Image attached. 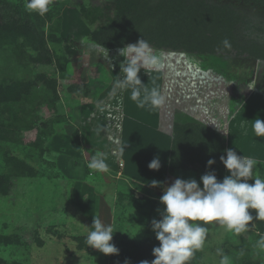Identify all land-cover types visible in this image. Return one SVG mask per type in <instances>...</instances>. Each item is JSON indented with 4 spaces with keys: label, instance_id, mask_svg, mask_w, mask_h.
<instances>
[{
    "label": "rangeland",
    "instance_id": "1",
    "mask_svg": "<svg viewBox=\"0 0 264 264\" xmlns=\"http://www.w3.org/2000/svg\"><path fill=\"white\" fill-rule=\"evenodd\" d=\"M206 1L212 4L230 5L239 13L241 19L236 25V34L242 43L257 41L264 45V5L247 0ZM53 3H58L59 15L44 26L48 34L50 31L51 33L54 31V35L59 38L50 45V52L53 53L57 62L55 60L53 64H35L32 58L36 52L33 51L34 49L29 45L24 35L18 34L13 40L8 39L6 43H0V83L22 81L31 85L28 90L29 94L22 97L21 100L0 102V125L6 124L7 129L10 130L7 135L11 137L10 140L2 141L0 145V175L9 176L13 186V189L8 193H0V258L8 263L18 261L21 264H113L110 255L88 247L85 243L88 232L92 230L89 220L92 221L93 217L98 215L96 212L100 211L101 196L113 210L111 218L108 209H104L108 221L102 219L105 225L107 223L112 225L114 232L116 231L113 234V243L118 239L117 237L121 238V236L135 240L154 239L156 241L151 221L159 219L158 209L163 210L165 207L159 202L161 195L155 197L144 194L147 199L152 201L137 203V198H135L137 196L132 195L131 192L134 191L133 189L130 190V188L115 182L116 176H123V173L117 172L116 169L110 170L112 174L117 172L115 176L109 175L107 172H103V174L94 172L93 177L87 175L86 182L89 181L87 184L91 186L87 195L78 188L73 190L74 177L71 175L77 162L68 158L67 154L73 150L72 154H76L78 157L79 149L78 146L72 147L71 145L72 138L75 143L77 142L73 135L75 120L70 115V111L83 101L90 99L94 101V98L105 90L101 85L99 86L97 81L91 82L94 87H101V92L95 97H91L92 95L89 94L87 97H83L79 94L82 88L74 85L81 87L84 83L92 80V77L98 75L99 71L97 72L93 66L96 63H100L96 67L107 64L108 60L105 59L104 54L89 38L92 33L99 31L112 21L121 3L120 0H53ZM13 7L3 5L1 12L6 11L8 15L20 16L18 15L19 11ZM32 23L30 22L31 25ZM37 33L39 35V30ZM84 38H87V42H84ZM47 53L44 54L47 55ZM116 56L115 60L118 64L115 66V76L120 71V63L124 59L119 56V52H116ZM183 58L182 55L174 53L169 60L172 63L169 64L180 68ZM186 59L188 60V58ZM165 60L161 59L162 64ZM179 60L181 61L179 62ZM116 61L112 62L116 63ZM207 62L206 76L216 80H220L218 78L220 76L222 79L221 74L211 71L210 68L219 66V68L231 72L230 74L234 75L235 73L242 77L240 79L246 81L247 84L237 80L238 90L237 87L231 88L232 84L226 85V88L222 85L218 86L216 81H214V85L205 81L203 84L194 72L200 71L198 67L194 70L191 68L192 77L195 78L193 82H188L186 80L192 78L174 67L171 68V73L166 74V63L160 70H153V73L148 74L146 79L149 82L146 86L149 89L159 87L163 93L166 92L164 95L167 97V102L161 108L160 126L161 128L163 125L166 126L165 130L169 134L172 135L177 115L184 112L182 109L195 118L199 116L198 118L205 123L217 124L220 122L219 118L228 120L227 106L232 97L231 94H234L230 91L242 92L245 97L250 95L251 90L246 87L251 84L253 70L256 74L258 64L256 60L210 57L207 58ZM110 68H106V70L114 71L112 66ZM86 73L89 75L87 81H85ZM44 74L48 79L56 80L57 95L47 88L45 80L39 77ZM246 78L247 80H245ZM115 79L119 78L116 76ZM141 80L143 83L145 82L143 79ZM161 80L163 81L161 82ZM107 82L109 84V81ZM166 83L169 86L167 85L168 87L164 89ZM108 84L106 83V86ZM241 87H245V91H241ZM181 91H183L182 94H180ZM175 95L176 100L174 99ZM237 99L239 100V98ZM128 101L132 109L130 111L137 116L138 122L147 124L146 130L134 131L135 135L132 136L134 141L139 140L140 147L146 146L147 140L151 144L153 141L157 142L155 136L158 134L154 136L152 133L155 128L149 127L156 118L155 109L147 106L148 110L146 108L143 113V108L138 107L137 102L130 97ZM252 117V120L249 121L250 124L257 117L264 120V111L255 112ZM240 121H242V116ZM51 122H55L56 138L60 139L59 147H65V150L63 148L59 152H52L46 148L49 147L47 142L50 137L48 134ZM148 123H150L149 126ZM65 134L72 137L69 138ZM259 141L260 144L257 145ZM263 141L264 138H257L253 133V136H248L244 143H247V147L253 150L255 145L259 148ZM70 145L71 148L68 151ZM262 145L264 147L263 143ZM42 148L46 150H42ZM134 150L136 149L134 148ZM252 150L250 153L244 154L254 158V155L257 156L258 150L251 152ZM244 154L241 153V156ZM62 155L63 157H61ZM131 155L129 163L135 165L134 162L138 163V159L136 156L131 158ZM77 160L80 162V168L77 166L76 170L84 175L85 161L80 157ZM122 165L120 163L119 167ZM89 172L90 170L87 169V173ZM135 172H138L137 168H135ZM146 172L144 168L140 172L142 177L139 175L138 177L150 180L153 176ZM254 172L264 176V162L259 163ZM173 175L175 180L177 178L196 179L198 182L202 176L193 170H179ZM227 175H230L229 171H226L225 176ZM200 186L203 187L202 182ZM79 196H82V202L86 201L87 203L85 211L82 209L85 206L78 203ZM251 213L253 216L256 215L255 210H251ZM100 217L98 215V218ZM257 222L258 220L252 222L255 228L252 227L249 231L238 235L225 231L219 225L212 227L211 224H217L216 222L204 225L208 228V237L203 249L195 253L190 261L191 264H219V260L224 254L232 258L233 264H248V262L264 264V249L259 248L257 243L262 236L257 230ZM5 237H9L11 242L5 241ZM18 238L20 241L17 243ZM241 251H243V255H240ZM115 262L116 264L117 262L125 264L126 261H122L117 255Z\"/></svg>",
    "mask_w": 264,
    "mask_h": 264
},
{
    "label": "trees",
    "instance_id": "2",
    "mask_svg": "<svg viewBox=\"0 0 264 264\" xmlns=\"http://www.w3.org/2000/svg\"><path fill=\"white\" fill-rule=\"evenodd\" d=\"M247 1L264 5V0ZM120 3V8L112 21L99 31L92 33L89 38L90 41L104 48L113 49L122 48L127 43H136L144 36L153 49L160 54V59H166L163 62L164 65L166 63V74L171 73V68L174 67V64H169L172 63L169 61L172 58V54L178 53L184 57V60H179L182 63L180 68L177 66L174 68L186 73L192 78L186 81H194L193 79L195 77H192L193 74H191V71L198 67L200 71L197 70L194 72L201 83L204 84L205 81L208 84L212 83L214 85V81H216L218 86L222 85L225 88L226 85L230 86L232 84L233 86L230 87H237L238 90L239 85L237 84L239 83H237V80H241L244 82L243 84L246 81L240 79L242 77L235 73L233 75L230 74L231 72L229 73L219 68V66H211V71L213 70V72L221 74L222 79L220 76L218 78L221 81L206 76L205 68H208L207 58L231 57L264 60V45L257 41L242 43L241 39L237 36L236 25L240 22L241 17L230 5L212 4L206 0H120ZM3 5L8 7L14 6L13 8L19 11L18 15L21 17L8 15L6 11L2 13ZM58 9V3H52L49 6L47 14L40 16L36 13L26 11L25 0H0V43H6L8 39L13 40L18 34L24 35L29 45L34 49L33 51L36 52V55L32 58L35 64H53L55 60L57 62L53 53L51 54L50 52V45L59 38L54 35V31L53 33L50 31L51 34H48L44 25L49 24L54 20L55 16L57 17L59 15L60 10L58 11ZM30 22H33L32 25ZM38 30L39 35L37 33ZM225 39L230 41V49L223 46L222 42ZM45 52H48L47 55L44 54ZM97 64L100 63L93 65L97 72L99 71L97 77H92V80L84 83L81 87L74 85L82 88L79 94L83 97H87L88 94L92 95L91 97H95L102 90L99 86L101 85L105 89L106 83L108 84V71L103 65L96 67ZM205 76L208 78L207 81ZM39 77L45 80L46 87L57 95L56 80L48 79L45 74ZM96 81L99 83L98 87H94V84L91 83ZM250 82L252 83V79H250ZM167 85V83L164 84V89L169 86ZM30 86V83H24L22 81L0 83V102L21 100L22 97L29 94L28 90ZM244 89L245 87H241V91ZM72 90L74 89L72 88ZM230 92L234 93L233 95L230 93L234 98L233 101H231L232 97L231 99L229 98L230 101L227 106L228 120L233 115L238 104L245 98L242 92H234L233 90ZM182 93L183 91L180 92V94ZM164 94L166 95V92ZM174 99L176 100V95ZM182 110L184 112H180L182 114L177 115L178 118L172 131L170 171L174 173L179 170H193L199 172L201 175L209 171H214L217 179L223 180L228 170L221 163L220 156L226 154L227 134L223 131L226 132L228 120L219 118L220 122H217V124L205 123V121L198 118L199 116L195 118L190 113H187L185 109ZM54 124L55 122H51L48 136H51L56 131ZM9 132L10 130L7 129L6 124L0 125V145L2 141L11 139L7 135ZM73 135L76 142L80 144L79 130L76 129ZM42 150L46 149L42 148ZM209 159L216 161L211 168L207 166ZM11 189H13L11 178L7 175H0V193H8ZM131 192L132 195H136V192ZM146 197L143 195L135 198H137L136 201L139 204L148 200L152 201ZM257 224V230L264 236V221H258ZM117 238V240H114V244L120 250V259L130 262V264H140L142 260H153L152 250L159 245V241H155L154 239L135 240L126 236ZM4 240L8 243L11 242L9 237H5ZM19 241L20 239L18 238L16 242L18 243ZM39 243L41 244L40 239ZM110 257L113 264H116L117 255H110ZM0 264L21 263L18 261L8 263L0 258ZM117 264L119 263L117 262ZM248 264L254 263L248 262Z\"/></svg>",
    "mask_w": 264,
    "mask_h": 264
},
{
    "label": "clouds",
    "instance_id": "3",
    "mask_svg": "<svg viewBox=\"0 0 264 264\" xmlns=\"http://www.w3.org/2000/svg\"><path fill=\"white\" fill-rule=\"evenodd\" d=\"M52 3L53 0H25V9L29 13L44 16ZM84 42H87V38H84ZM222 43L225 48H231L228 39ZM106 49L105 59H108L109 49ZM119 56L124 59L120 63L119 79L115 87L130 89V98L137 102L138 107L163 108L167 97L162 90L159 87L149 89L139 76L141 70L148 74L163 68L160 54L143 36L136 43H127L120 48ZM248 88L254 89L255 82L248 84ZM251 131L255 137L264 138V120L257 117L251 121ZM225 151L220 161L230 175L223 180H218L215 172L209 171L200 177V182L196 179L177 178L167 186L159 198L160 204L165 206L163 210L158 209L160 218L151 221L159 245L152 250L154 259L142 260L140 264H190L195 253L203 249L208 237V228L204 225L216 222L225 231L238 235L254 227V220L264 221V176L254 172L261 162L238 155L233 148ZM215 163L214 159H209L207 166L211 168ZM86 166L92 172L108 171L106 157L102 152L93 155ZM148 167L150 170H159L160 158L154 157ZM249 180H254V183H249ZM201 182L203 187L200 186ZM151 186L158 187L160 182L154 179ZM250 209L255 210V216ZM90 228L92 230L85 238L88 247L105 255H119L120 250L112 242L116 232L112 225H105L100 218L93 217ZM257 243L259 248L264 249V236ZM240 255H243V251ZM125 264L130 262L126 261ZM219 264H233V261L229 255L224 254Z\"/></svg>",
    "mask_w": 264,
    "mask_h": 264
},
{
    "label": "crops",
    "instance_id": "4",
    "mask_svg": "<svg viewBox=\"0 0 264 264\" xmlns=\"http://www.w3.org/2000/svg\"><path fill=\"white\" fill-rule=\"evenodd\" d=\"M97 47L105 56L107 49L99 45H97ZM116 52H119V49H109V58L107 59L108 62L107 64L103 65L108 69L110 68V66H112L114 70L109 71L107 69L109 74V84L106 86L105 90L102 91L98 95V97L94 99V101H92L91 99L89 101H83L73 107L70 111V115L75 120V122H73L75 128L73 129V133L74 130H79L80 142V144H77L73 141L72 138L71 145L72 147L78 146V157L85 161V174L83 175L82 172L76 170L77 166H79L78 168H80V162L79 160H77V155L72 154L73 150L68 153L71 145L68 146L69 148L67 151V157L73 159L75 163L77 162V165L71 175V177H74L72 181L74 183L73 190H76L78 188V190L83 191L85 195L88 194V192L91 190V186H88L87 184L89 181L86 182V180H88L87 175L93 177L92 175H94L95 173L91 170L89 173H87L88 168L86 165L93 155H95L97 152H102L105 154L106 162L108 164V171H106L107 174L115 176L118 171L121 172V174L123 173L122 177L116 176L115 178V182L118 185L122 184L126 188H130V190L133 189L134 191H136L137 197H141L144 194L159 197L160 195H163V192L166 190L167 186H170L175 181V176L169 168L172 135L165 130L167 128L166 126L164 127L163 125V128H161L160 126L162 109H155V112L153 110L152 112L157 113L156 118L154 122H151V126H149L150 123H148V126L155 128L152 133L154 136L158 134L157 136H155L157 142L153 141V143L151 144L150 141L147 140L148 144H146V146L140 147L139 144L141 142H139V140L134 141V138L132 137L135 135L134 131H137L139 129L146 130L147 124L139 123L137 116L130 111L132 109L130 108L131 105L128 104V99L130 97L131 90H122L115 87L116 81L118 80L115 79V77H118L120 74V71H118L116 76L114 75L115 66H117L118 64L115 60L117 57ZM109 60L111 61V63L109 62ZM112 61H116V63H113ZM256 61L258 63L256 66L257 71L255 74L253 70L251 76L252 83L255 82V88L251 90L249 96L245 97L244 100L240 104H238L236 110L226 124V133H228L227 148H233L237 151L238 155H241V153H250V150H252L247 147V143H244L247 140L248 136H253V132L251 131V124L249 121L252 120V116L255 112L257 113L259 111H264V60ZM151 72L153 73L154 71ZM148 74H146L143 70H141V72L139 73L140 79H143L145 81L144 84H147V86L149 82L146 79L148 77ZM86 76L87 77L85 81L89 79V75L87 73ZM97 76L98 75H95V77ZM162 81L163 80H161V82ZM146 108L147 106L142 109L143 113L145 112ZM241 116L242 121H240ZM65 135H67L69 138L71 136L69 134ZM56 137L57 133L55 131L49 137V140L47 142V144H49L47 146L49 147L46 148L52 152H59L60 150H63V148L65 150V147H59L60 144H58V141L60 139ZM262 143L264 144V141ZM262 143L259 148L255 145L254 149L251 151L256 152V150H258L257 156L254 155V159L260 162H264V147ZM259 144L260 141L259 143H257V145ZM134 148L136 150H134ZM141 148L144 150V152H142L143 150H140ZM130 154H132L131 158L136 156L138 159V163L134 162L135 165H133V163H129L131 160ZM244 155L247 156L246 154ZM157 156L160 158L161 168L159 170H150L148 164L154 157ZM61 157H63V155ZM120 163H122L123 165L119 167ZM135 168H137L138 172H135ZM144 168L148 172V174L153 176L150 180L138 177V175L141 176L140 172H142ZM111 169H116L117 172L115 174H112L110 171ZM154 179L157 181L159 179L160 186H151V181ZM248 182L254 183V180H249ZM82 196H79L77 199L80 205L85 206L82 207V209L85 211V209L87 208V203L86 201L82 202ZM101 201L102 204L100 205V211L96 212V214L101 216V220L104 219V221L107 222L108 219L106 217L105 210L108 209V211L111 213V218L113 210L111 209L112 207H110L108 203L104 201V198L102 196ZM249 211L251 212V209ZM98 215L96 216L98 217ZM90 220L89 223L91 222L92 224L93 219L92 221ZM106 225L109 224L107 223ZM211 225L213 227L218 224Z\"/></svg>",
    "mask_w": 264,
    "mask_h": 264
}]
</instances>
